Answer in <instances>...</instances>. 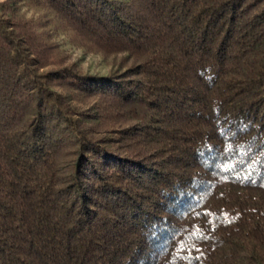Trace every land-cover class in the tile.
<instances>
[{
  "label": "trees",
  "instance_id": "obj_1",
  "mask_svg": "<svg viewBox=\"0 0 264 264\" xmlns=\"http://www.w3.org/2000/svg\"><path fill=\"white\" fill-rule=\"evenodd\" d=\"M21 1L0 2V264H264V166L233 167L264 160V0ZM48 27L115 68L66 65Z\"/></svg>",
  "mask_w": 264,
  "mask_h": 264
},
{
  "label": "rangeland",
  "instance_id": "obj_2",
  "mask_svg": "<svg viewBox=\"0 0 264 264\" xmlns=\"http://www.w3.org/2000/svg\"><path fill=\"white\" fill-rule=\"evenodd\" d=\"M3 1L0 0V2ZM16 8L19 16L26 18L39 16V12L30 5L28 0L19 2ZM48 29L51 30L53 42L58 46L60 55L65 58L66 65H75L83 73L98 75H108L115 68L114 56L81 48L73 43L62 30H54L52 27Z\"/></svg>",
  "mask_w": 264,
  "mask_h": 264
},
{
  "label": "snow or ice",
  "instance_id": "obj_3",
  "mask_svg": "<svg viewBox=\"0 0 264 264\" xmlns=\"http://www.w3.org/2000/svg\"><path fill=\"white\" fill-rule=\"evenodd\" d=\"M219 119V118H217ZM224 123H227V121H224L222 123H220L219 127H218V134L222 137V138H226L229 136L230 133H232V128L231 127H227L225 128L223 125ZM231 150V142L230 141H226V149L225 151L228 152ZM232 160H233V157L232 156H228L226 160L224 161H220V162H217L214 167L215 168H220V167H224L230 163H232ZM253 165H256V166H264V160H255L254 157L253 158H250L248 161H247V164L245 165V163L243 161H240L238 162L237 165H233V167H252ZM211 167V166H210ZM231 170V169H229ZM191 184H195V181H192L190 182V185ZM184 198H187L189 200H197L198 199V193L195 192V191H192V192H187V191H184V192H178L177 193V196L175 197V199H184ZM180 248H183L185 247V245L183 243L180 244L179 246Z\"/></svg>",
  "mask_w": 264,
  "mask_h": 264
},
{
  "label": "crops",
  "instance_id": "obj_4",
  "mask_svg": "<svg viewBox=\"0 0 264 264\" xmlns=\"http://www.w3.org/2000/svg\"><path fill=\"white\" fill-rule=\"evenodd\" d=\"M3 1V0H2Z\"/></svg>",
  "mask_w": 264,
  "mask_h": 264
}]
</instances>
